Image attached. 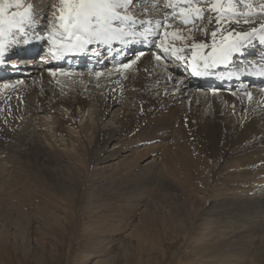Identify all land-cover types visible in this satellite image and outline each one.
Masks as SVG:
<instances>
[{
  "label": "bare ground",
  "instance_id": "bare-ground-1",
  "mask_svg": "<svg viewBox=\"0 0 264 264\" xmlns=\"http://www.w3.org/2000/svg\"><path fill=\"white\" fill-rule=\"evenodd\" d=\"M139 1L144 2V0ZM145 2L138 3L136 1V4L133 6L138 7H134L135 9L132 7V13L134 14L136 8H139L141 4H144L146 7L147 3ZM32 5L33 23L30 26L26 25L25 28L31 30L37 29L38 23L35 21H42L43 19L41 20V18L45 17L43 14L49 7L56 8V12L52 14V18L58 14L57 9L59 3L56 4L57 6H48V4H44L42 0H33ZM144 8L138 9L141 10V12H138L141 13V16H158L155 11L150 13L149 9L144 11ZM251 19L255 21V24H251V27H259L261 23H264V15H260L259 11L253 14ZM160 20L162 21V17ZM197 25L200 29L207 27L209 31H211L208 18L198 21ZM178 26L180 27L182 25ZM234 27H237L239 30L246 28L243 23L241 25H234ZM25 34L33 41L36 39H44L49 33L43 32L42 34H38L41 38L35 39L29 37L26 32ZM193 36L197 42H210L209 35L204 31L194 30ZM14 39L17 43L13 45V47L15 50L20 51V34H15ZM175 43L178 46L180 45V41H175ZM206 50L209 49H205V51ZM21 59L25 60L26 58ZM138 61L137 67L133 65L130 69L116 68L93 73L69 68H61L58 70L34 68L28 70L26 74L27 76H29L28 74H30V76L39 75V79H35L36 77H34L30 81L25 79L24 82L22 79H19V84L15 81L16 79L14 80L13 76V79L0 83L14 85V87L8 89L0 88V92L5 91L4 94H0V110L3 112L2 117L0 115V120L3 117H6L5 120H7V115H9V118L14 116L17 117L18 114L20 116L23 114L22 111H24L25 115L23 116L25 120L27 117H32L33 113L31 112H34V109L28 111L25 107L30 105V102H33L31 99L33 100L34 98L42 103L40 109L44 111V114H47L49 108L53 107L47 104L48 102L46 103L47 99H51L50 92L54 93L52 95L56 99L60 97V95L56 94L55 90H60L63 95L60 99L57 98L58 101L55 100V103L52 101L54 106L58 109L59 107L66 109L65 111L69 112L70 119H75L77 117L83 118V116L86 118L77 127V138H73L70 132L63 126L64 124H70L68 119L62 120L60 118L56 119L55 117V122L53 121L55 127L52 129H54L56 135L58 134L60 136L63 145L72 147L77 146L73 148L75 149V156L81 165L87 166L90 161H92L93 164H90L89 167L106 163L115 157H119V154L122 153L123 149L126 147L143 145L142 149L134 151V153L126 159L123 158L116 162L114 168L108 170L107 174L105 172V175L99 176L100 178H96V180H101L103 178L112 180L114 176L122 170L121 168H123V170L130 169L147 155L157 156L162 165V167L160 166L162 168L160 172H163V174L161 173L160 177L174 181L173 183L177 184V189H180L179 197H185V201L192 205L194 203L193 201H195L192 196L200 193L203 197L210 200L208 202L213 203L207 212L212 213L210 217L214 218V224L217 222V224L220 225L216 228V233L220 235L224 234L230 228L228 225H234L232 227L236 226L234 229H242L235 233L232 240L228 239L229 241L226 240L225 243L221 244L222 247L230 244L232 245V249H234L233 247L236 245V251L227 252V259L230 257L236 260L240 257V254H238L240 250L245 251L247 249L249 250L251 246H257V243L254 242L255 236L257 238L259 235L258 237L260 239L264 238V196L257 195L253 198H233L235 196L252 193L256 194V192H259L260 188H255L260 187L264 182V125L260 123V120L264 119V115L260 113L261 111L264 112L263 76L257 75L255 70H253V80L257 79L258 81L251 87L252 92L248 91L241 94L229 92L230 94H222L220 91H216L218 88H212L215 90H206L183 83L177 75L175 76L173 71L163 66L160 61L155 60L152 53L146 54ZM19 64L22 63L20 62ZM35 64L38 65V63ZM40 67L42 66L40 65ZM21 70L22 68L19 69V72H17L18 75L16 76L23 73H20ZM38 71L42 72L38 73ZM132 71H134V74ZM52 73H55V75H52ZM82 73L85 74L83 75ZM246 77H249L248 71L246 72ZM118 85H120L121 89H117L119 88ZM239 85L240 84H236L234 88L240 87ZM53 86L60 87L55 88ZM230 87V85H227V88ZM18 88L19 91H24V95L22 94L23 92L18 93L19 91H15V89ZM42 88H47V90H43ZM231 88L233 89V86ZM94 89H97V92H95ZM10 92L19 96L22 95L21 99L16 102L14 98H12V100L5 105L8 99V93ZM82 92L85 94L87 92L88 96L92 97L96 106L94 107L95 111H93V113L96 112L95 114L100 118H103L108 111H111L115 105L119 104L120 116L117 117L116 123L119 124L120 130L105 125L98 127V124L93 120L90 112L92 121L87 120V113L91 102L88 103V101H90L89 99L87 101V98H82L80 95ZM248 93H251V99H249ZM129 98H132L136 105L135 111H139L137 116L130 115L131 111H133V105L126 101ZM21 103L23 106H21ZM8 106H11V108H9L10 111L7 113L6 109ZM203 106H206V109L209 107V114L205 113L206 111L204 112L208 114L206 116L198 112V109ZM229 113H234V115L239 114L241 116L235 127L230 124L232 123L230 121L231 119L227 116ZM244 117L247 120L245 123L242 121ZM36 118H34V120H36ZM22 121H24V119ZM30 127L29 123L25 124L24 128L27 130V133H31L28 131ZM32 130L30 129V131ZM160 133L162 134L160 135ZM15 135L9 133L4 135L6 137L8 136V138L11 136V139L14 141V143H8V147L10 146L9 148L11 151L15 148L20 149L22 146H31L29 143L26 144V142L23 141L29 135L27 137H25V135L24 137L18 136L20 134H17L18 137ZM125 142L127 145H125ZM3 144L1 140L0 147L3 146ZM109 146L112 147L113 150L104 152L103 150ZM96 149L100 150L97 154L95 153ZM13 155L4 157V160L0 161V201L1 199L4 201L16 200L15 203H17V205L19 204V206L21 205V208H23L27 206V204H25V199H27L26 203H31L34 202L36 199L35 196L37 195V197H40V200H38L39 203L37 202L36 208L39 209V212L41 211L40 213L42 216L39 215L41 219L47 217L45 219L46 222L47 219H49L51 222L58 223L57 216L52 215L53 208L60 207L61 209H66L60 206L58 202H55L52 195L50 196L47 194L52 192L53 188L50 185L51 182L45 179V176L42 174L44 179L41 176H37L38 181L35 180V184L33 185L35 187H33L30 185L31 182L30 184L28 183L30 180L28 178L31 175L29 174L30 176L27 178V173L26 176L24 174V176L21 175L22 180L25 181L22 183L15 182L16 170L13 172V169L16 163L12 160ZM8 164L10 166L9 168L7 166ZM258 168L261 169L257 170ZM145 171L147 172V176H154V164H152V162L147 164ZM30 172L32 171L30 170ZM202 180L212 183L213 188L209 191L210 193L206 194L205 192L208 191V186L207 189L203 191L201 188H197L188 183L189 181L201 182ZM201 184L203 183L201 182ZM36 186L41 187L42 191L41 189L38 191V187ZM54 194L55 196L59 195L57 191L54 192ZM228 196L230 198H228ZM89 198L91 200V193L88 195V199ZM216 199H220V201L219 204L217 203L215 206L214 203L217 201ZM9 203L10 202H7V205ZM34 205L36 206V203ZM191 209L193 210V208H190L189 212ZM251 210H254L253 215H250ZM130 214L133 213L131 212ZM144 215V213L140 215V220H145ZM255 215L258 220L262 218L261 222L252 219V221H246L248 217H254ZM230 217H232L231 222H229ZM105 218H101L100 221L103 222ZM153 218L154 214H152V219ZM110 221L109 223L108 220L104 222L105 229H103L102 233L112 230V232H114L113 235H115L116 231L119 230V228L115 226L118 225L113 221L110 223ZM247 223L248 226H245ZM205 225L208 226L209 223ZM231 229L233 228H230V230ZM99 231H101L100 228H93L94 233ZM147 240L148 238H146L145 241ZM255 251H257L256 248ZM262 253L263 250H258L260 256ZM85 257L87 256H83V258ZM221 260H224V262L226 261L225 258ZM236 262H240L239 259H237Z\"/></svg>",
  "mask_w": 264,
  "mask_h": 264
},
{
  "label": "rangeland",
  "instance_id": "rangeland-1",
  "mask_svg": "<svg viewBox=\"0 0 264 264\" xmlns=\"http://www.w3.org/2000/svg\"><path fill=\"white\" fill-rule=\"evenodd\" d=\"M42 1L44 4H48V6H57L56 4L60 2V0ZM23 2L25 6L29 3L33 4V0H23ZM251 3L254 9L259 10V5L264 4V0H251ZM144 7L145 5L141 4L139 8H136V12H141L138 9ZM54 12H56V8L49 7L43 14L45 17H42L41 20H43L39 21L41 29L40 31L36 30L37 33L45 32L52 27V23L55 22L54 18H52ZM207 15L206 13L205 18ZM245 26L246 28L242 31H249L252 28L251 24H245ZM16 64H19V61ZM34 65L36 64L34 63ZM132 73L134 74V71ZM82 74L84 75L85 73ZM28 77L22 78V81L24 82L25 79L30 81L34 77H36L35 79H39L40 76L29 75ZM245 82H249V85L240 83V87H237V89L226 87L217 89L216 91H220L222 94L229 92L241 94L251 91V87L254 84L247 80ZM118 86L119 88L117 89H121L120 85ZM46 87L49 88L48 86ZM53 87L58 88L60 86ZM47 88L42 89L47 90ZM94 90L97 92V89ZM15 91L18 92L19 88L15 89ZM21 92L24 95L23 90L18 93ZM55 92L60 95V97H57L60 99L63 93L60 90H55ZM50 94L51 99H47L46 103L48 102L47 104L53 107L49 108L47 114H44V111L40 109L42 103L34 98L33 100L31 99L33 102H30L31 104L25 107L28 111L34 109V112H31L33 113L32 117H27L25 120L23 116L25 114L22 111L23 114L20 116L16 113L18 114L17 117L9 118V115H7V120H5L6 117L1 118L0 141L2 140L4 144L0 147V161L4 160V157L15 154L12 157V160L16 163L13 169V172L16 170L15 182L22 183L25 181L22 180L21 175L24 174L26 176L27 173V178L31 175L28 178L30 179L29 182H27L29 184L31 182L30 185L33 186L35 180L38 181L37 176L43 178L44 175V178L51 182L50 185L53 188H51L52 192L46 193L50 196L52 195L54 198L52 199L66 210L60 207L53 208L52 215L57 216L58 223L51 222L49 219L46 222L45 219L47 217L41 219V211L39 212V209L36 208L37 202L39 203L38 200H40V197H37V195L34 200L36 206L34 202L26 203L27 199H25L27 206L23 208H21V205L19 206V204L15 203L16 200L4 201L1 199L0 264H264V238L260 239L258 234L257 238L255 236L254 239V242L257 243L256 247H245L249 248V250H245L247 252L242 250L238 252L240 257L237 259L240 262H236L237 259L234 260V258L230 257L227 259L228 251L237 250L235 249L236 243L234 244L235 246L233 245L234 249H232V245L230 244L225 247H222L221 244L225 243L228 239L232 240L235 233L242 229H234L236 226L232 227L234 225H228L233 229L230 230L227 226L229 232L226 231L222 235L216 233V228L220 225L217 222L214 224V218L210 217L212 213L207 212L213 203L208 202L210 200L203 197L200 193L192 196L195 199L193 201L195 204H192L193 206L185 201V197H179L180 189H177V184L173 183L174 181L160 177L163 172H160L162 165L157 156L147 155L130 169L123 170L121 168L122 170L112 180L106 178L96 180V178H100L99 176L105 175V172L107 174L108 170L114 168L116 162L123 158L126 159L134 151L142 149L143 145H130L131 147L123 149L119 157H115L106 163L89 167L90 164H93L90 161L87 166L81 165L74 152V148L77 146H73V148L72 146L63 145L60 136L56 135L52 128L55 127V117L62 120L68 119L70 124H64L63 126L70 132L73 138H77V127L86 117L70 119L69 112L65 111L66 109L62 107L58 109L54 106L55 100L58 101V99L53 97V92H50ZM80 95L84 99L87 98V101L89 99L88 103H93L89 104L91 107L89 106L88 113L92 114L93 120L96 121L98 127L105 125L120 130L119 124L116 123L117 117L120 116L119 104L115 105L111 111H108L103 118H100L95 114L96 112L93 113L96 106L92 97H89L87 92L86 94L82 92ZM21 96L14 93L8 95L5 105L12 98L18 102ZM126 101L133 105V111H131L130 115L137 116L139 111H135L136 105L133 99L129 98ZM21 106H23L22 103ZM203 107L199 108L198 112L206 116L209 114V107H207L208 109H206V106ZM9 108L11 106L7 107V113L10 111ZM88 113L87 120L92 121L90 118L91 114ZM260 113L264 115V112L261 111ZM0 115L1 117L3 115L1 110ZM227 116L231 119L232 123L230 124L234 127L241 117L239 114L234 115V113H229ZM23 119L26 123L30 124L31 127L28 131L31 133H27V130L24 128L26 123L22 121ZM242 121L245 123L247 120L244 117ZM260 123L264 125V119H261ZM30 129L33 130L30 131ZM6 133L12 135L16 133L15 136L20 134L18 136L21 137L29 135L23 141L26 144L29 143L32 147L22 146L20 149L15 148L11 151L8 143H14V141L11 139V136L9 138L8 136H4ZM125 145H127L126 142ZM112 150L113 148L109 146L103 151L110 152ZM98 152L100 150L96 149L95 153L97 154ZM150 162L155 166V172L153 171L154 176H147V172L145 171L147 164ZM7 166L8 168L10 167L9 164ZM140 170L143 171L141 172ZM201 182L189 181L188 183L201 188L203 191L208 186V191L205 192L206 194L210 193L209 191L213 188L212 183L210 182V184L209 181L205 180ZM36 187L40 191L41 187ZM258 188L260 190L256 194L252 193L233 198L264 196V182L260 187L255 189ZM56 191L59 194L57 196L54 194ZM89 193H91V200L90 198L88 199ZM228 198L230 197L228 196ZM216 200L215 206L217 203L219 204L220 199ZM7 202L10 203L7 205ZM190 208H193V210L191 209L189 212ZM131 212L133 214H130ZM253 212L254 210H251L250 215H253ZM142 213L145 214V220H140ZM152 214H154L153 219ZM103 217L106 218L101 222L100 219ZM251 219L259 222L262 220V218L258 220L255 215L254 217H248L246 221H252ZM106 220H108V223L111 220L118 225L115 226L119 228L115 235H113L114 232L112 230L102 233L103 229H105L104 222ZM231 221L232 217L229 219V222ZM206 223H209V225H205ZM245 226H248V223ZM95 227L100 228L101 231L94 233L93 228ZM146 238H148L147 241H145ZM255 248L257 251H255ZM258 250H263L261 256L258 254ZM83 256L87 257L83 258ZM224 258L226 259L225 262L221 260Z\"/></svg>",
  "mask_w": 264,
  "mask_h": 264
},
{
  "label": "snow or ice",
  "instance_id": "snow-or-ice-1",
  "mask_svg": "<svg viewBox=\"0 0 264 264\" xmlns=\"http://www.w3.org/2000/svg\"><path fill=\"white\" fill-rule=\"evenodd\" d=\"M162 0H147L148 7H158ZM167 11L163 20L137 19L131 9L136 0H60L55 15V23L47 39L56 50L64 54H79L90 49V45H102L109 51L114 44L127 47L130 43L150 39L158 50L154 58L160 61L163 57L189 64L193 72L200 75L199 69H211L227 66L233 55L243 53V49L258 40L264 45V23L259 29L239 30L234 25L255 24L253 4L249 0H163ZM245 11H239L238 5ZM16 9V10H12ZM22 9V10H21ZM208 14L209 29H200L196 24ZM259 14L264 15V4L259 5ZM33 23V5L25 6L23 0H0V63L4 62L8 49L15 45V34H25V26ZM178 25H183L181 28ZM194 30L206 32L210 42H197ZM175 41H180L178 46ZM209 49L206 53L203 51ZM117 52L120 48L115 49ZM118 65V68L130 69L140 59ZM255 73L264 76V63L254 65ZM55 75V73H52ZM14 85L0 84L8 89ZM251 99V93H248Z\"/></svg>",
  "mask_w": 264,
  "mask_h": 264
}]
</instances>
